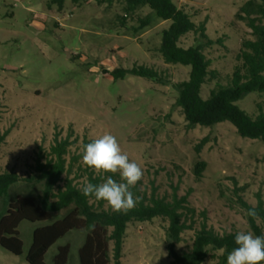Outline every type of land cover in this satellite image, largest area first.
Instances as JSON below:
<instances>
[{"label": "rangeland", "instance_id": "1", "mask_svg": "<svg viewBox=\"0 0 264 264\" xmlns=\"http://www.w3.org/2000/svg\"><path fill=\"white\" fill-rule=\"evenodd\" d=\"M244 1H179V7L190 12L197 24L208 21V38L201 42H212L205 54L219 77L203 87L205 99L219 86L230 85L232 72L240 63L241 42L251 32L235 18ZM48 2L0 0V173L28 178L38 160L48 161L51 148L68 139L72 144L66 160L73 164L69 179L81 188L89 183L88 172H94L82 162L83 149L108 133L117 138L130 161L142 167L143 177L131 189L134 195L138 187L148 197L155 193L170 200L174 194L189 195V205L197 211L193 230L182 233L177 242L167 241V223L159 218L130 223L122 264H171L169 245L176 254L189 255L203 212L218 234L251 231L236 204L235 188L245 189L242 198L252 206L259 196L264 201V145L242 139L229 122L209 128L189 126L176 104L173 85L188 80L191 67L166 64L157 50L161 31L170 23L153 14V23L147 28H140L130 18L122 26L118 15L124 14L118 1L110 5L90 0L78 6L67 0L61 12L56 6L48 8ZM138 13L144 17L149 10ZM195 39L189 34L181 45H196ZM135 66L156 70L164 84L130 74L114 79L110 74ZM236 104L255 117L264 113V94L251 93ZM200 161L206 168L198 177L194 167ZM114 175L119 181V174ZM42 189V184L19 181L7 195L0 196V214L17 195L39 200ZM104 209L110 206L105 203ZM67 212L55 214V219ZM38 226L22 221L23 255L15 256L0 247V264H29L26 255ZM85 237V231H73L59 240L46 253L45 263L51 264L59 246L70 244L69 264H79L78 251Z\"/></svg>", "mask_w": 264, "mask_h": 264}, {"label": "trees", "instance_id": "2", "mask_svg": "<svg viewBox=\"0 0 264 264\" xmlns=\"http://www.w3.org/2000/svg\"><path fill=\"white\" fill-rule=\"evenodd\" d=\"M66 1L49 0L47 6L50 9L56 6L61 12ZM89 1L72 0L78 6ZM95 1L110 5L115 1L121 3L124 15H118V18L122 26L130 18L137 20L140 28H147L153 23V14L157 19L170 23L161 31V43L157 50L166 64L191 67L189 79L173 85L177 93L176 104L183 109L191 128H209L229 122L242 139L259 140L264 145V113L260 112L253 117L236 104L251 93L264 94V0H246L238 8L235 18L251 29L250 37L241 42L238 55L240 63L232 72L230 85L219 86L206 99L201 95L203 87L219 77L211 70L212 62L205 54L206 47L212 42H201L208 38L207 18L197 24L190 12L179 7L180 0ZM145 8L149 13L141 17L138 12ZM189 34H193L198 43L183 47L181 40ZM110 74L114 79H125L130 74L164 84L162 76L156 70L144 66L115 69ZM2 141L0 139V144ZM71 144L68 139L57 143L51 148L50 159L45 163L38 160L28 178L21 179L17 173L12 172L0 173V196L7 195L19 181L43 185L39 200L33 196L17 195L7 204L5 212L0 214V247L15 256L23 255L19 226L22 221H28L39 224L33 231L32 244L26 255L29 264H46L45 255L48 250L73 231L86 232L85 241L78 251L79 264H122L126 232L129 224L134 221L143 223L161 219L167 223L168 242H177L182 233L193 230L197 211L189 205V195L179 197L174 194L170 200L160 198L155 193L148 197L138 187L135 189V196L140 199L126 214L116 213L111 208L105 210V201H99L98 205L92 204L91 200L95 198L84 196L81 188L74 185V180L69 179L73 164L67 163L66 156ZM205 168L206 164L200 161L195 165L194 172L200 177ZM105 174L109 176L112 173ZM110 176L117 178L114 174ZM104 179V176L95 175L93 171L88 172L87 181L90 183L100 184ZM61 182H64L62 187L59 185ZM244 190L235 188L236 204L245 215L254 235L264 236L259 223L264 227V201L258 195L255 206L258 217L253 219L247 216V210L253 206L242 198ZM65 209L68 212L62 218L55 219V214ZM201 216L200 228L195 231L193 250L189 255H178L173 251L172 245H169V254L173 259L171 264H204L207 260L214 264H227L228 254L237 247V231L218 234L209 227L206 213L203 212ZM70 253V244L59 246L51 264H69Z\"/></svg>", "mask_w": 264, "mask_h": 264}, {"label": "clouds", "instance_id": "3", "mask_svg": "<svg viewBox=\"0 0 264 264\" xmlns=\"http://www.w3.org/2000/svg\"><path fill=\"white\" fill-rule=\"evenodd\" d=\"M82 162L96 174H119V181L107 176L102 183H85L81 192L86 197L105 201L112 211L126 214L138 203L140 197L132 192L143 177L142 167L130 161L117 138L105 133L88 143L82 152ZM247 216L256 219L255 206L247 210ZM235 247L227 256V264H261L264 262V236H256L251 231L240 230L235 234Z\"/></svg>", "mask_w": 264, "mask_h": 264}]
</instances>
